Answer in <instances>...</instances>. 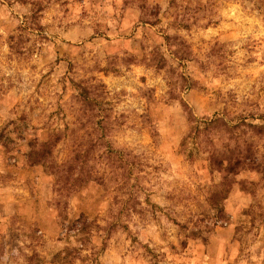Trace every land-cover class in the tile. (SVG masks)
Listing matches in <instances>:
<instances>
[{"label":"clouds","instance_id":"clouds-1","mask_svg":"<svg viewBox=\"0 0 264 264\" xmlns=\"http://www.w3.org/2000/svg\"><path fill=\"white\" fill-rule=\"evenodd\" d=\"M0 264H264V0H0Z\"/></svg>","mask_w":264,"mask_h":264}]
</instances>
